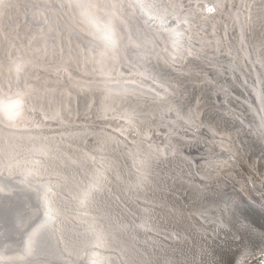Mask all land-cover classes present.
<instances>
[{
    "label": "bare ground",
    "instance_id": "1",
    "mask_svg": "<svg viewBox=\"0 0 264 264\" xmlns=\"http://www.w3.org/2000/svg\"><path fill=\"white\" fill-rule=\"evenodd\" d=\"M0 264H264V0H0Z\"/></svg>",
    "mask_w": 264,
    "mask_h": 264
}]
</instances>
